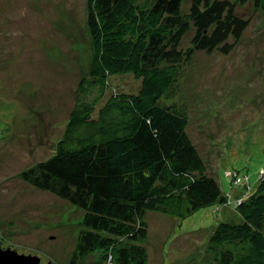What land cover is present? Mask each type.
Returning <instances> with one entry per match:
<instances>
[{
  "label": "rangeland",
  "instance_id": "1",
  "mask_svg": "<svg viewBox=\"0 0 264 264\" xmlns=\"http://www.w3.org/2000/svg\"><path fill=\"white\" fill-rule=\"evenodd\" d=\"M228 1L247 23L242 35L230 38L227 53H208L191 44L190 27L174 48L181 74L161 101L185 114L206 173L231 201L264 171V12ZM86 19V0H0V247L40 264L70 263L83 212L20 174L55 153L77 105L97 111L114 92L138 89L131 75L109 77L103 93L83 83L94 55ZM145 222L148 264H209L216 225L241 220L215 204L181 221L146 212ZM76 264L108 263L95 252Z\"/></svg>",
  "mask_w": 264,
  "mask_h": 264
},
{
  "label": "trees",
  "instance_id": "2",
  "mask_svg": "<svg viewBox=\"0 0 264 264\" xmlns=\"http://www.w3.org/2000/svg\"><path fill=\"white\" fill-rule=\"evenodd\" d=\"M183 1L86 0L94 55L83 83L103 93L109 77L131 75L138 89L114 92L97 111L77 105L55 153L20 174L83 212L69 264L95 252L108 264H148L146 212L181 221L215 204L241 222L216 225L209 264H264V171L228 201L186 135L185 114L161 101L181 74L174 48L190 27L196 50L225 54L247 23L228 0H189L187 13ZM234 1L264 12V0Z\"/></svg>",
  "mask_w": 264,
  "mask_h": 264
},
{
  "label": "water",
  "instance_id": "3",
  "mask_svg": "<svg viewBox=\"0 0 264 264\" xmlns=\"http://www.w3.org/2000/svg\"><path fill=\"white\" fill-rule=\"evenodd\" d=\"M0 264H40V259L36 256H25L17 254L15 251L0 247Z\"/></svg>",
  "mask_w": 264,
  "mask_h": 264
}]
</instances>
